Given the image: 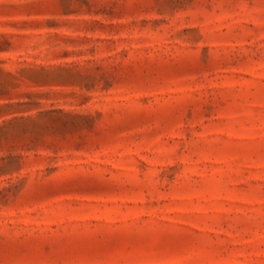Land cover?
<instances>
[{
  "label": "rangeland",
  "instance_id": "374dc122",
  "mask_svg": "<svg viewBox=\"0 0 264 264\" xmlns=\"http://www.w3.org/2000/svg\"><path fill=\"white\" fill-rule=\"evenodd\" d=\"M0 264H264V0H0Z\"/></svg>",
  "mask_w": 264,
  "mask_h": 264
}]
</instances>
